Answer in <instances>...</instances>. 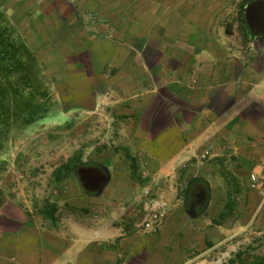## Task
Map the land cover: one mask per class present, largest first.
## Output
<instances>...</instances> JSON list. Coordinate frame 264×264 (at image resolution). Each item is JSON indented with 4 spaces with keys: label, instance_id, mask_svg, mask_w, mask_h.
Wrapping results in <instances>:
<instances>
[{
    "label": "crops",
    "instance_id": "0c3cea01",
    "mask_svg": "<svg viewBox=\"0 0 264 264\" xmlns=\"http://www.w3.org/2000/svg\"><path fill=\"white\" fill-rule=\"evenodd\" d=\"M0 6L15 16L12 26L33 35L36 52L49 47L63 67L74 60L70 73L86 79L92 100H105L131 123L120 134L138 141L132 154L143 157L137 170L146 177L138 186L115 185L122 187L115 197L90 196L86 206L104 207L82 224L68 217L44 227L0 215V264H188L243 230L261 199L235 180L234 164L249 162V176L264 169V0L243 8L247 52L238 61L230 60L227 38L194 36L192 26L167 19L154 0ZM255 41L260 47L252 56ZM82 56L88 69L80 67ZM148 211L161 214L152 234L139 229Z\"/></svg>",
    "mask_w": 264,
    "mask_h": 264
},
{
    "label": "rangeland",
    "instance_id": "374dc122",
    "mask_svg": "<svg viewBox=\"0 0 264 264\" xmlns=\"http://www.w3.org/2000/svg\"><path fill=\"white\" fill-rule=\"evenodd\" d=\"M250 1L154 0L156 7L166 9L167 19L192 26L194 36L204 41L219 38L225 42L227 38L230 52L235 55L230 56L231 61L240 60L237 54L241 57L247 52L248 39L242 27V16L243 8ZM0 16L35 56L37 80L48 96L39 103L40 112L34 122L22 125L20 120H15L2 137L0 215H19L32 225L44 227H56L68 217L75 224H82L84 217L97 216L104 207V203L100 205L98 202L86 206L90 196L107 194L115 197V191L122 189L115 185L130 187L134 183L138 186L146 179L144 173L137 170L143 157L132 154L131 148L138 141L120 134V127L127 131L131 123H125L124 116L102 104L105 100L101 103L92 100L90 92L83 88L86 79L70 73L74 60L64 61L63 67L52 59L49 47L46 52H36L34 49L40 45L35 43L33 35L11 25L18 24L15 16L10 15L14 19L10 18L3 13L1 6ZM27 40L32 42L28 44ZM86 45L90 47L92 44ZM259 47V41L251 43L252 56ZM79 60L83 63L80 67L89 68L85 56ZM149 62L159 61L155 58ZM208 159L207 154L199 157L201 163ZM234 165L235 180L239 178L250 191H256L250 187L249 162L241 167L237 163ZM109 187L110 192H106ZM143 195L147 196V193L143 192ZM110 202L113 200H107ZM256 207L239 234L212 252L198 255L188 264H239L263 255L264 201L259 200ZM149 213L144 215L139 229L142 230Z\"/></svg>",
    "mask_w": 264,
    "mask_h": 264
},
{
    "label": "trees",
    "instance_id": "16d2710c",
    "mask_svg": "<svg viewBox=\"0 0 264 264\" xmlns=\"http://www.w3.org/2000/svg\"><path fill=\"white\" fill-rule=\"evenodd\" d=\"M35 67V56L0 16V146L13 121L31 124L40 112L39 103L48 98ZM239 264H264V253Z\"/></svg>",
    "mask_w": 264,
    "mask_h": 264
},
{
    "label": "built area",
    "instance_id": "2783aa9c",
    "mask_svg": "<svg viewBox=\"0 0 264 264\" xmlns=\"http://www.w3.org/2000/svg\"><path fill=\"white\" fill-rule=\"evenodd\" d=\"M259 181H261L260 186H258ZM249 182H250L251 189L258 191L261 199L264 201V169L261 175L257 173L251 174L249 176ZM160 219H161L160 213L156 211L150 212L142 224V230L146 234L154 233L159 226Z\"/></svg>",
    "mask_w": 264,
    "mask_h": 264
}]
</instances>
